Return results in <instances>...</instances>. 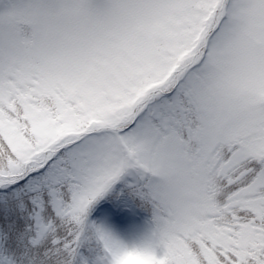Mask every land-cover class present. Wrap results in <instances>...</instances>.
<instances>
[{
	"label": "snow or ice",
	"instance_id": "6c2138e0",
	"mask_svg": "<svg viewBox=\"0 0 264 264\" xmlns=\"http://www.w3.org/2000/svg\"><path fill=\"white\" fill-rule=\"evenodd\" d=\"M0 264H264V0H0Z\"/></svg>",
	"mask_w": 264,
	"mask_h": 264
}]
</instances>
